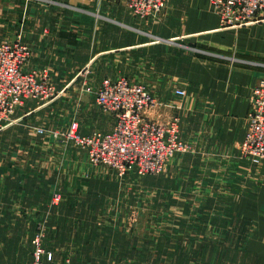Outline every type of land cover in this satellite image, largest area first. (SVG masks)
Listing matches in <instances>:
<instances>
[{
  "label": "crops",
  "instance_id": "crops-1",
  "mask_svg": "<svg viewBox=\"0 0 264 264\" xmlns=\"http://www.w3.org/2000/svg\"><path fill=\"white\" fill-rule=\"evenodd\" d=\"M17 37L33 50L27 69L49 68L58 89L96 90L105 79L121 77L143 84L160 104L149 113L152 118L179 116L186 142L220 153L242 171L248 168L226 210L232 221L207 228L220 248L208 262L236 264L239 248L242 264H264V166L239 157L253 88L264 79V19L223 29L211 0H168L165 12L150 18L135 16L120 0H0V42ZM177 89L186 94L177 95ZM53 105L26 100L14 116L17 122L1 131L4 138L13 131L12 156L18 158L12 165L11 147L3 144L0 153L8 152V159L0 158L2 217L9 215L16 189L20 196L26 192L28 158L37 165L44 149L54 150L41 139L54 127ZM93 119L88 133L99 130L100 120ZM114 126L115 121L105 132ZM34 169L39 180L32 183H43ZM223 250L226 256H220Z\"/></svg>",
  "mask_w": 264,
  "mask_h": 264
},
{
  "label": "rangeland",
  "instance_id": "rangeland-1",
  "mask_svg": "<svg viewBox=\"0 0 264 264\" xmlns=\"http://www.w3.org/2000/svg\"><path fill=\"white\" fill-rule=\"evenodd\" d=\"M39 70L47 72L53 89L43 95V102L34 101L44 107L54 104V127L41 137L42 145H53L54 150L44 149L37 165L28 158L25 196L16 189L7 217H2L0 206V264L32 263L37 238L54 254L51 264L213 262L220 248L211 239L215 233L207 228L227 221L228 204L241 191L240 179L246 178L248 168L242 171L220 153L200 151L182 133L186 150L170 158L160 174L140 175L135 170L120 174L114 167L95 165L88 150L69 140L65 132L74 126L82 136L106 134L116 119L98 106V89H58L50 69ZM16 112L11 124L17 122L13 121ZM93 116L100 120L99 130L88 133L95 126ZM1 131L0 151L3 144L10 145L13 165L18 160L12 156L16 136L11 131L4 138ZM1 157L8 159V152L0 153ZM34 168L43 183H32L39 180L33 175ZM234 251L235 263L242 264V250ZM222 252L220 256H226Z\"/></svg>",
  "mask_w": 264,
  "mask_h": 264
},
{
  "label": "built area",
  "instance_id": "built-area-1",
  "mask_svg": "<svg viewBox=\"0 0 264 264\" xmlns=\"http://www.w3.org/2000/svg\"><path fill=\"white\" fill-rule=\"evenodd\" d=\"M141 18L161 14L168 0H120ZM221 28H241L264 19V0H211ZM32 50L19 38L0 43V123L11 122L16 110L26 100L43 102L49 94L48 75L42 70H27ZM184 96L186 91L177 89ZM96 102L116 119L109 133L95 132L82 136L74 126L65 132L67 138L88 150L95 165L114 167L120 174L135 170L140 175L160 174L166 162L185 151L181 138V119L172 116L164 121L147 114L160 106L157 98L140 83L121 77L104 80L96 92ZM241 158L251 165L264 166V79L253 88L248 129L240 147ZM35 259L30 264H51L54 254L46 251L40 238L35 240Z\"/></svg>",
  "mask_w": 264,
  "mask_h": 264
}]
</instances>
